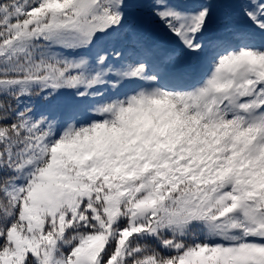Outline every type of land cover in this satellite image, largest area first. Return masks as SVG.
<instances>
[{"label":"snow or ice","instance_id":"snow-or-ice-1","mask_svg":"<svg viewBox=\"0 0 264 264\" xmlns=\"http://www.w3.org/2000/svg\"><path fill=\"white\" fill-rule=\"evenodd\" d=\"M0 264H264V0H0Z\"/></svg>","mask_w":264,"mask_h":264}]
</instances>
